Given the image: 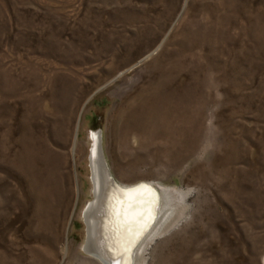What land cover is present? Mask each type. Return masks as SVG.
I'll return each instance as SVG.
<instances>
[{"label": "rangeland", "instance_id": "1", "mask_svg": "<svg viewBox=\"0 0 264 264\" xmlns=\"http://www.w3.org/2000/svg\"><path fill=\"white\" fill-rule=\"evenodd\" d=\"M95 132L119 185L184 197L138 264H264V0H0V264H102Z\"/></svg>", "mask_w": 264, "mask_h": 264}, {"label": "bare ground", "instance_id": "2", "mask_svg": "<svg viewBox=\"0 0 264 264\" xmlns=\"http://www.w3.org/2000/svg\"><path fill=\"white\" fill-rule=\"evenodd\" d=\"M91 137L93 144L90 167L94 199L84 210V221L87 226L84 249L102 264H125L128 258L131 259L132 264H138L144 258L149 242L170 226L167 222L172 216V208L167 202H171L176 196L182 201L184 197L169 191L160 192L151 184L140 183L139 185H146L152 190V198L156 200L154 219L148 218L147 213H136V209L146 205L133 203L131 208H127L130 199L137 195L135 192L128 193L127 190L135 189L139 185L132 187L119 185L112 177L105 157H102L104 152L102 145L98 144V132L92 133ZM35 151L28 142H25L22 163L30 164L34 155L38 154ZM45 159L44 163H47L49 159L46 156ZM108 175L117 186L112 184ZM31 187L33 188V183ZM162 201L164 204L161 208ZM158 210L160 214L155 221ZM136 233L139 235L137 236Z\"/></svg>", "mask_w": 264, "mask_h": 264}, {"label": "snow or ice", "instance_id": "3", "mask_svg": "<svg viewBox=\"0 0 264 264\" xmlns=\"http://www.w3.org/2000/svg\"><path fill=\"white\" fill-rule=\"evenodd\" d=\"M127 192L128 193L135 192L137 194L136 196H133L130 199L127 208H131L133 203L146 205V207L136 209L135 210L136 213L137 214L147 213L148 218L154 219V208L156 206V200L152 198V190L146 185H139L135 189L127 190ZM136 235L138 236L139 233H136ZM125 264H132L131 259L128 258L125 261Z\"/></svg>", "mask_w": 264, "mask_h": 264}, {"label": "water", "instance_id": "4", "mask_svg": "<svg viewBox=\"0 0 264 264\" xmlns=\"http://www.w3.org/2000/svg\"><path fill=\"white\" fill-rule=\"evenodd\" d=\"M97 140H98V144H99V136H98ZM104 169H105L106 172H107V169H106L105 166H104ZM107 174H108V172H107ZM108 177H110V180L112 181V184H114L115 186H117V183H115V181L111 178V176L108 175ZM140 183H142V182H138V183L133 184V185H131V186H129V187H132V186L137 185V184H140ZM127 187H128V186H127ZM92 198H93V194H92ZM87 204H88V203L85 204V206L83 207V209H82V211H81V216H82V220H83V223H84V231H85V237H84V241H83V244H82L81 249H82V251H83L84 253H87V252L85 251V249H84V244H85V239H86V224H85V221H84V210H85ZM87 254H88V253H87Z\"/></svg>", "mask_w": 264, "mask_h": 264}]
</instances>
